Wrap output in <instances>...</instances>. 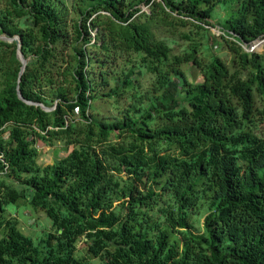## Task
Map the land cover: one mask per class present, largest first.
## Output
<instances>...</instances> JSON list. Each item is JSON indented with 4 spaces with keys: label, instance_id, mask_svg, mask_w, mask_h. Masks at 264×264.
<instances>
[{
    "label": "trees",
    "instance_id": "1",
    "mask_svg": "<svg viewBox=\"0 0 264 264\" xmlns=\"http://www.w3.org/2000/svg\"><path fill=\"white\" fill-rule=\"evenodd\" d=\"M0 30V264H264V0H0Z\"/></svg>",
    "mask_w": 264,
    "mask_h": 264
},
{
    "label": "rangeland",
    "instance_id": "2",
    "mask_svg": "<svg viewBox=\"0 0 264 264\" xmlns=\"http://www.w3.org/2000/svg\"><path fill=\"white\" fill-rule=\"evenodd\" d=\"M147 11H150L149 8H146ZM220 17L218 20H213L215 23V26H211V30L214 34L218 36L223 35V31L221 33V25H218L221 23V16H225L226 10L222 7H219ZM217 14V12H216ZM215 14V16H216ZM210 45L213 49L214 54H218L222 56L225 60L230 61L232 58V55L226 50L222 49L221 51L218 49V45L215 42L213 38L210 40ZM185 44H183V41H181V47L183 48ZM257 52H263L264 51V45L256 50ZM185 70L187 71V74L191 81L197 80L198 82L203 81V76L200 75L196 70H193L192 67H186ZM198 76L196 78V76ZM38 150H39V162L41 164H53L56 161L62 159L64 156H66L72 148L67 150L63 143L58 142L53 146H47L41 142L38 143ZM21 189V187H19ZM8 212L13 217H16L20 221V228L22 229V232L27 235L28 237H31L34 239L35 243L39 245L40 241L45 237L46 233L51 231L53 227V221L52 219L46 215L43 211H37L33 208L32 205H30L26 201H22L19 204H12L8 206ZM207 214V211L201 212L199 215H196L195 217V225L198 232L204 231V219ZM3 237V233H0V239ZM81 252H85L84 250H81ZM79 255H83V253H79ZM92 263L95 264H102V261L100 259H91Z\"/></svg>",
    "mask_w": 264,
    "mask_h": 264
},
{
    "label": "water",
    "instance_id": "3",
    "mask_svg": "<svg viewBox=\"0 0 264 264\" xmlns=\"http://www.w3.org/2000/svg\"><path fill=\"white\" fill-rule=\"evenodd\" d=\"M147 7H145L146 9ZM1 31V30H0ZM222 33V31H221ZM4 40H7V41H10V42H13V41H17L18 44H19V57L21 59V62H22V71H21V77H20V80H22V76H23V72L25 71V68H26V65H27V62L28 60L25 59L24 55H23V52L20 48V43H19V38L16 37L14 39L12 38H9V37H2ZM264 45V39H257L255 40L254 42H252L251 44H244L243 47L244 49L247 51V52H253V51H256L257 49H259L260 47H262ZM19 93H20V96L24 98V95L22 93V90L19 89ZM26 100V99H25ZM27 103H30V104H34L35 102L33 101H29V100H26ZM36 104H39V103H36ZM43 108H45L46 110H49V107H46L44 105H42Z\"/></svg>",
    "mask_w": 264,
    "mask_h": 264
}]
</instances>
